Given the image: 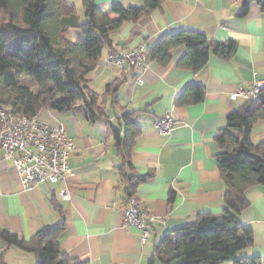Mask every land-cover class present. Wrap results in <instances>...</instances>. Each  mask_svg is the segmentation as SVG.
Returning <instances> with one entry per match:
<instances>
[{"label": "crops", "instance_id": "0c3cea01", "mask_svg": "<svg viewBox=\"0 0 264 264\" xmlns=\"http://www.w3.org/2000/svg\"><path fill=\"white\" fill-rule=\"evenodd\" d=\"M65 1L77 8L79 16V11L84 14L83 0ZM95 2L103 15L114 4L143 6L142 0ZM241 11V0H164L147 18L127 23L113 34L116 52L138 47L147 52L164 35L183 30L203 32L210 42L233 40L237 50L230 59L211 53L207 64L194 73L179 65L184 46L173 49L167 67L147 56L144 69L128 64L108 67L111 49L105 48L89 75L102 112L93 120L92 111L83 103L68 112L43 110L38 117L51 126L63 125L73 138L72 175L58 184L37 183L25 189L13 162L4 160L0 149V229L29 241L41 228L63 222L60 245L71 258L90 264H150L156 247L174 239L200 214H221L225 184L217 161L221 153L217 136L229 125L230 115L247 101L234 100L232 95L258 83L264 85V11L256 4L246 15ZM116 80H122L118 91L107 93V85ZM192 84L204 86L203 101L178 105ZM167 112L174 115L175 125L171 133L162 135L155 122ZM126 113L133 114L138 130L128 159L137 174L148 176L135 190L142 208L153 218L146 243L136 226L123 221L127 158L119 152L114 129L126 134ZM252 138L257 145L264 141V122L254 127ZM62 189L69 192V198L61 197ZM246 195L250 206L240 219L253 230V245L243 255L264 258V187H252ZM36 262L34 252L7 246L0 239V264Z\"/></svg>", "mask_w": 264, "mask_h": 264}, {"label": "trees", "instance_id": "16d2710c", "mask_svg": "<svg viewBox=\"0 0 264 264\" xmlns=\"http://www.w3.org/2000/svg\"><path fill=\"white\" fill-rule=\"evenodd\" d=\"M142 7L114 4L105 15L95 0H83L85 21L77 8L65 0H0V106L14 114L39 117L43 110L68 112L85 104L93 113L102 112L99 96L90 87L89 75L95 71L105 48L113 50V34L127 23H138L162 6L164 0H142ZM241 15L256 4L264 11V0H241ZM184 46L179 65L199 72L211 53L230 59L237 50L233 40L210 42L199 31L183 30L164 35L146 54L158 66L167 67L173 49ZM11 48L9 52L8 49ZM29 77L37 91L24 85ZM122 80L108 84L107 93L115 94ZM204 86L190 85L177 104L200 103ZM132 113L124 136L114 129L118 149L127 158L123 180L127 197L135 195L138 185L148 176L137 174L128 159L138 130ZM264 122V85L256 99L247 100L229 117V125L220 131L217 142L221 153L218 164L225 184V208L221 214L202 213L195 223L181 228L174 239H165L156 247L150 264H264V258L244 256L253 245V230L242 224L240 215L249 208L247 191L264 187V141L254 143L252 133ZM65 225L59 222L37 231L29 241L0 229V239L7 246L34 252L36 264H90L86 259L69 257L60 245ZM2 257V255H1Z\"/></svg>", "mask_w": 264, "mask_h": 264}, {"label": "built area", "instance_id": "2783aa9c", "mask_svg": "<svg viewBox=\"0 0 264 264\" xmlns=\"http://www.w3.org/2000/svg\"><path fill=\"white\" fill-rule=\"evenodd\" d=\"M146 60V51L138 47L126 52L111 53L107 65L123 67L128 64L144 69ZM138 82H143L142 77L138 78ZM261 88L262 85L258 83L249 91L239 90L232 95V99H256ZM155 125L160 134L171 133L175 125L174 115L167 112L156 120ZM0 149L3 151V159L13 162L25 189L37 183L58 184L73 174L69 158L76 144L61 124L51 126L37 117L17 115L10 108L0 106ZM61 197L69 198V192L62 189ZM126 202L123 210L124 224L136 226L141 231V241L146 243L149 238L148 225L153 218L142 208L137 196L127 197Z\"/></svg>", "mask_w": 264, "mask_h": 264}, {"label": "rangeland", "instance_id": "374dc122", "mask_svg": "<svg viewBox=\"0 0 264 264\" xmlns=\"http://www.w3.org/2000/svg\"><path fill=\"white\" fill-rule=\"evenodd\" d=\"M79 13H80V16H81V20H82V21H85L84 14H83L81 11H79ZM10 49H11V48L9 47V49H8L7 52L11 51ZM22 83H23L24 85L29 86L33 91H37V85H36V83L34 82L33 79H31V78H29V77H24L23 80H22Z\"/></svg>", "mask_w": 264, "mask_h": 264}]
</instances>
